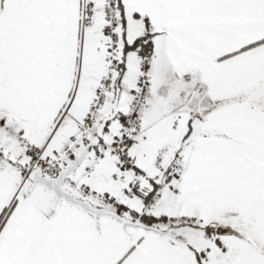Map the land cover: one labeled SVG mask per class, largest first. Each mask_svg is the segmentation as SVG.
Wrapping results in <instances>:
<instances>
[{
	"label": "snow or ice",
	"instance_id": "snow-or-ice-1",
	"mask_svg": "<svg viewBox=\"0 0 264 264\" xmlns=\"http://www.w3.org/2000/svg\"><path fill=\"white\" fill-rule=\"evenodd\" d=\"M0 264H264V0H0Z\"/></svg>",
	"mask_w": 264,
	"mask_h": 264
}]
</instances>
